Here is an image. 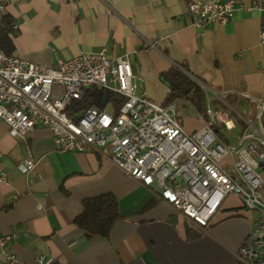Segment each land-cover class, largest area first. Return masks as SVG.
Masks as SVG:
<instances>
[{"label": "crops", "instance_id": "1", "mask_svg": "<svg viewBox=\"0 0 264 264\" xmlns=\"http://www.w3.org/2000/svg\"><path fill=\"white\" fill-rule=\"evenodd\" d=\"M191 1L206 0H17L0 18H13L12 54L42 67L104 48L110 56L126 55L137 92L162 103L168 87L160 73L183 64L189 76L228 91L227 100L251 116L252 101L237 92L264 99V9L238 0L225 23L196 25L186 12ZM186 106L178 105V118L194 131L201 122L195 112L192 119L180 113ZM240 131L236 123L218 135L234 143ZM0 152V173L10 180L0 182V234H14L0 244V264H249L237 259V250L257 212L234 194L201 227L162 201L157 188L97 152H58L45 128L20 138L0 122ZM27 152L34 165L23 173L18 162ZM105 194L115 199L118 217L107 235L89 237L74 218L85 199Z\"/></svg>", "mask_w": 264, "mask_h": 264}, {"label": "built area", "instance_id": "2", "mask_svg": "<svg viewBox=\"0 0 264 264\" xmlns=\"http://www.w3.org/2000/svg\"><path fill=\"white\" fill-rule=\"evenodd\" d=\"M16 1L0 0V10ZM237 2L191 1L186 12L195 16L196 25L225 23ZM248 8L262 10L264 0H251ZM190 77L203 91L202 112L184 100L162 104L138 93L127 56H110L104 48L59 58L47 67L0 50V122L20 138L28 129H47L58 152H97L123 174L157 188L162 201L201 227L228 194L236 195L243 208L257 212L237 259L264 264V99L237 92L253 103L247 117L227 100L228 91ZM85 98L93 101L88 107H82ZM179 104L194 110L198 129L183 127ZM236 123L241 124L236 142L224 141L218 129ZM33 165L29 152L18 162L23 173ZM9 181L1 172L0 182ZM13 237L0 234V244Z\"/></svg>", "mask_w": 264, "mask_h": 264}, {"label": "trees", "instance_id": "3", "mask_svg": "<svg viewBox=\"0 0 264 264\" xmlns=\"http://www.w3.org/2000/svg\"><path fill=\"white\" fill-rule=\"evenodd\" d=\"M12 26L13 18L9 14H4L0 18V50L6 54H12L14 49L9 34ZM185 71H187L185 65L172 64L160 73V80L168 87V92L162 104L184 100L189 102L197 112H202L204 108L203 91ZM89 91L91 94L96 92L94 89H89ZM92 103V100L85 98L82 107H88ZM117 217L115 199L111 195L105 194L85 199L83 210L74 218V222L89 237L95 234L105 236Z\"/></svg>", "mask_w": 264, "mask_h": 264}, {"label": "rangeland", "instance_id": "4", "mask_svg": "<svg viewBox=\"0 0 264 264\" xmlns=\"http://www.w3.org/2000/svg\"><path fill=\"white\" fill-rule=\"evenodd\" d=\"M182 112L188 117V119H192L195 116L194 110L190 106H186L185 110L184 111L181 110L180 113H182Z\"/></svg>", "mask_w": 264, "mask_h": 264}]
</instances>
